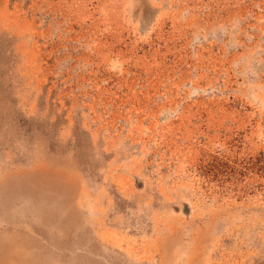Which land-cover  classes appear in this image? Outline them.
<instances>
[{"label":"rangeland","instance_id":"rangeland-1","mask_svg":"<svg viewBox=\"0 0 264 264\" xmlns=\"http://www.w3.org/2000/svg\"><path fill=\"white\" fill-rule=\"evenodd\" d=\"M264 264V0H0V264Z\"/></svg>","mask_w":264,"mask_h":264},{"label":"bare ground","instance_id":"bare-ground-1","mask_svg":"<svg viewBox=\"0 0 264 264\" xmlns=\"http://www.w3.org/2000/svg\"><path fill=\"white\" fill-rule=\"evenodd\" d=\"M46 264V263H45Z\"/></svg>","mask_w":264,"mask_h":264}]
</instances>
